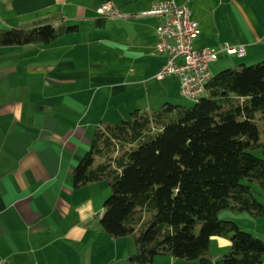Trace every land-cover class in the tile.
<instances>
[{"label":"crops","instance_id":"obj_1","mask_svg":"<svg viewBox=\"0 0 264 264\" xmlns=\"http://www.w3.org/2000/svg\"><path fill=\"white\" fill-rule=\"evenodd\" d=\"M102 1L0 0V28L78 26L47 44L0 45V264H131L134 242L102 229L103 195L95 182L75 187L73 168L100 120L148 97L165 55L159 18L142 14L154 0H111L113 17L96 12ZM177 1L197 21L195 46L243 44L235 56L264 58V0Z\"/></svg>","mask_w":264,"mask_h":264},{"label":"trees","instance_id":"obj_2","mask_svg":"<svg viewBox=\"0 0 264 264\" xmlns=\"http://www.w3.org/2000/svg\"><path fill=\"white\" fill-rule=\"evenodd\" d=\"M77 29L38 20L0 28V45L47 44ZM99 180L110 193L98 221L113 237H133L131 264L156 254L195 264H264V236L219 216L231 208L264 217V58L217 71L189 105L164 101L119 121L100 120L73 168V185ZM212 235L230 240L217 258L209 251Z\"/></svg>","mask_w":264,"mask_h":264},{"label":"built area","instance_id":"obj_3","mask_svg":"<svg viewBox=\"0 0 264 264\" xmlns=\"http://www.w3.org/2000/svg\"><path fill=\"white\" fill-rule=\"evenodd\" d=\"M96 12L108 17L118 14L111 0L102 1ZM142 14L159 18L155 26V51L163 53L165 60L155 77L178 75L180 92L193 100L205 94L206 83L213 75L209 64L218 59L219 51L237 56L245 52L243 44L223 43L218 49L208 45L195 46L198 24L184 1L154 0ZM3 260L0 259V263Z\"/></svg>","mask_w":264,"mask_h":264},{"label":"rangeland","instance_id":"obj_4","mask_svg":"<svg viewBox=\"0 0 264 264\" xmlns=\"http://www.w3.org/2000/svg\"><path fill=\"white\" fill-rule=\"evenodd\" d=\"M199 43L197 42L196 45ZM228 54V53H227ZM155 55H160L156 54ZM232 55V54H230ZM232 57V58H231ZM219 58V61L217 63L211 62L209 64V70L211 73H216L217 71L226 68L228 66H234L239 63H245L250 64L253 62H257L261 59L256 60H248L249 58H238L237 56H223L221 55ZM149 95L146 99H142L138 103V107L140 108H157L159 107L164 101H169L175 104L180 105H189L194 102L193 99L186 97L184 94L180 92L179 87V77L176 74H170L166 75L162 78H156L155 76L150 80L149 82ZM166 92L168 93L167 97H164L166 95ZM122 118H119L121 120ZM164 122L166 121H162ZM257 123L259 126V130L261 131V137L263 136V121L260 118H257ZM160 124V125H161ZM258 154L262 155L259 151H257ZM95 184H92L89 189L91 191H95L98 195L102 194V196H99L98 198L102 197V204L104 198L110 193V188L108 185V182L106 180H99L96 181ZM220 218H228L236 221L243 229L249 230L251 232H254L256 234H261L264 236V217L262 216H252L246 211H238L233 210L231 208H223L219 212ZM94 221H97L95 219ZM130 239L134 242L133 237L131 235H128ZM230 246V240L223 235H212L210 237V247L209 251L210 254L217 258L221 254H223L225 251L228 250ZM156 256V257H155ZM154 256L155 259H153L152 262L146 263V264H195V259H187L182 257H175L169 254H156ZM174 257V258H173Z\"/></svg>","mask_w":264,"mask_h":264}]
</instances>
